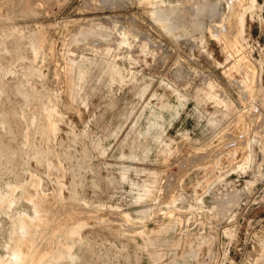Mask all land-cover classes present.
Returning <instances> with one entry per match:
<instances>
[{
    "label": "rangeland",
    "instance_id": "rangeland-1",
    "mask_svg": "<svg viewBox=\"0 0 264 264\" xmlns=\"http://www.w3.org/2000/svg\"><path fill=\"white\" fill-rule=\"evenodd\" d=\"M0 264H264V0H0Z\"/></svg>",
    "mask_w": 264,
    "mask_h": 264
},
{
    "label": "crops",
    "instance_id": "crops-1",
    "mask_svg": "<svg viewBox=\"0 0 264 264\" xmlns=\"http://www.w3.org/2000/svg\"><path fill=\"white\" fill-rule=\"evenodd\" d=\"M159 16V15H158ZM120 43H125V42H121ZM107 69H108V73H107V79L112 81V82H121L125 79V76L127 75L126 73V68L123 66H120L118 63L115 62H109L106 65ZM69 85V89L72 90L74 83L72 80H69L68 82ZM133 88H135L133 86ZM115 100H110L109 103H114ZM165 116L164 113L162 111H156L154 109H150V117L146 120V123L143 126V129H138L136 130L135 135L132 137L134 142H137L138 138L141 136V133L146 130V131H150L154 134L158 133V132H163L165 130ZM160 133L158 134V136H160ZM128 135V133H127ZM168 227H170L169 224H164V222L160 225L159 230L162 229H168Z\"/></svg>",
    "mask_w": 264,
    "mask_h": 264
},
{
    "label": "bare ground",
    "instance_id": "bare-ground-1",
    "mask_svg": "<svg viewBox=\"0 0 264 264\" xmlns=\"http://www.w3.org/2000/svg\"><path fill=\"white\" fill-rule=\"evenodd\" d=\"M41 251V250H40Z\"/></svg>",
    "mask_w": 264,
    "mask_h": 264
}]
</instances>
